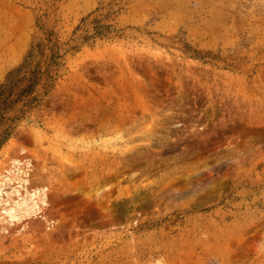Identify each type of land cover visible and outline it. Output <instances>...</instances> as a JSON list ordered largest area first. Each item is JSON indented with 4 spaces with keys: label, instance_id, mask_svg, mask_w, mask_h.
I'll use <instances>...</instances> for the list:
<instances>
[{
    "label": "rangeland",
    "instance_id": "obj_1",
    "mask_svg": "<svg viewBox=\"0 0 264 264\" xmlns=\"http://www.w3.org/2000/svg\"><path fill=\"white\" fill-rule=\"evenodd\" d=\"M26 55L0 264H264V0H0V81Z\"/></svg>",
    "mask_w": 264,
    "mask_h": 264
},
{
    "label": "trees",
    "instance_id": "obj_2",
    "mask_svg": "<svg viewBox=\"0 0 264 264\" xmlns=\"http://www.w3.org/2000/svg\"><path fill=\"white\" fill-rule=\"evenodd\" d=\"M56 56L44 57L38 63L33 56L26 55L22 64L12 68L0 81V144L9 136L14 121L22 118L52 87L56 76L54 66L59 64ZM38 88L43 90L42 95Z\"/></svg>",
    "mask_w": 264,
    "mask_h": 264
}]
</instances>
